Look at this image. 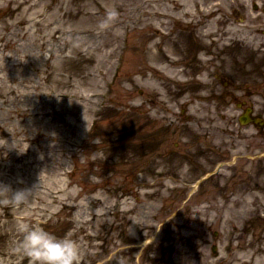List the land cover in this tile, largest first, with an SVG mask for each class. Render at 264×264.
Segmentation results:
<instances>
[{
    "label": "rangeland",
    "instance_id": "1",
    "mask_svg": "<svg viewBox=\"0 0 264 264\" xmlns=\"http://www.w3.org/2000/svg\"><path fill=\"white\" fill-rule=\"evenodd\" d=\"M174 1L176 17L161 18L170 0H0V181L36 186L30 202L0 205V264H33L12 251L24 222L72 235L78 264H264L260 245L250 252L231 232L244 226L247 198L226 191L224 203L216 189L228 176L212 174L234 158L245 169L250 127L223 118L233 106L188 104L161 79L209 18L212 46L251 57L243 82L259 79L264 64L252 67L264 56L249 48L253 39L264 51V30L247 22L264 27V0ZM198 1L221 9L198 13ZM112 7L119 16L102 25ZM218 54L214 90L247 92L227 69L230 53Z\"/></svg>",
    "mask_w": 264,
    "mask_h": 264
},
{
    "label": "clouds",
    "instance_id": "2",
    "mask_svg": "<svg viewBox=\"0 0 264 264\" xmlns=\"http://www.w3.org/2000/svg\"><path fill=\"white\" fill-rule=\"evenodd\" d=\"M119 14V10L112 7L101 24L108 25ZM35 189L36 186L14 188L11 183L0 181V205L19 206L30 202ZM20 231L22 237L13 246L12 251L32 258L33 264H78L81 246L72 235H58L42 224L33 225L30 222H24ZM121 264H124L123 258Z\"/></svg>",
    "mask_w": 264,
    "mask_h": 264
},
{
    "label": "bare ground",
    "instance_id": "3",
    "mask_svg": "<svg viewBox=\"0 0 264 264\" xmlns=\"http://www.w3.org/2000/svg\"><path fill=\"white\" fill-rule=\"evenodd\" d=\"M156 1H158V2H161L162 0H156ZM172 3H173V7H172V11H170L168 14H165V13H163V12H161V13H158V12H155L154 14L155 15H157V16H159V17H162V18H165V17H171V18H175L176 17V12H175V10L177 9V7H178V3L177 2H175L174 0H170ZM192 2H193V0H191ZM197 5L199 6V5H201V2L200 1H198L197 2ZM214 7H216V6H214ZM200 9V12H202V13H205L206 12V9H203V10H201V8H199ZM211 11L210 12H208V13H213L214 11H217V8H216V10H213V9H210ZM191 12V8H189V11H188V13H190ZM179 14V13H178ZM183 14H186V12L185 11H183ZM180 15V14H179ZM205 27H209L210 25L208 24V23H204L203 24ZM211 34H213V30H208V28H207V30L205 31V33H204V37H209ZM201 42H205V39H202L201 40ZM213 42H215V39L213 40ZM251 42H253V41H251ZM203 45H205V44H203ZM255 45H256V43L255 44H253L251 47L254 49L255 48ZM205 46H207V45H205Z\"/></svg>",
    "mask_w": 264,
    "mask_h": 264
},
{
    "label": "flooded vegetation",
    "instance_id": "4",
    "mask_svg": "<svg viewBox=\"0 0 264 264\" xmlns=\"http://www.w3.org/2000/svg\"><path fill=\"white\" fill-rule=\"evenodd\" d=\"M255 150H258L259 152L264 151V140H261L255 145Z\"/></svg>",
    "mask_w": 264,
    "mask_h": 264
}]
</instances>
